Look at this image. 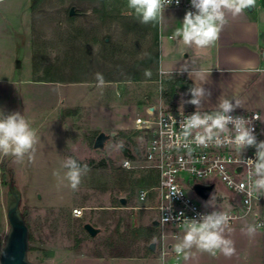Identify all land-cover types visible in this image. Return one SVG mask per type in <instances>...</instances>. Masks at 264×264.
<instances>
[{
	"label": "rangeland",
	"instance_id": "374dc122",
	"mask_svg": "<svg viewBox=\"0 0 264 264\" xmlns=\"http://www.w3.org/2000/svg\"><path fill=\"white\" fill-rule=\"evenodd\" d=\"M104 1L103 11L101 0H42L33 11L30 0L0 1V109L20 112L37 134L22 160L0 154V252L10 229L8 208L17 199L33 264H168L164 253L185 234L179 230L174 239L151 226L155 201L140 203L138 192L154 185L155 173L121 165L124 150L140 156L144 141L134 119L145 117V98L175 106L186 95L176 79L159 84V61L150 60L158 51L157 23H140L127 0ZM167 50L163 69L171 64L165 59L173 50ZM136 73L141 80L129 81ZM100 133L108 138L95 149ZM69 157L88 166L77 190L66 179ZM86 224L98 231L94 237ZM193 248L180 264H251L244 254L193 257Z\"/></svg>",
	"mask_w": 264,
	"mask_h": 264
},
{
	"label": "built area",
	"instance_id": "2783aa9c",
	"mask_svg": "<svg viewBox=\"0 0 264 264\" xmlns=\"http://www.w3.org/2000/svg\"><path fill=\"white\" fill-rule=\"evenodd\" d=\"M168 9L192 10L190 0H180L179 5L173 0L165 7ZM163 76L164 72L160 71V85ZM159 93L161 95V90ZM197 111L204 115L219 110L172 107L159 100L145 109L144 118L134 119L135 130L144 141L141 153L138 158L128 153L130 156L125 157L121 166L128 171H152L156 176L153 186L138 192L139 202L145 203L150 197L154 199L152 222L157 223L156 227L162 233L168 230L172 238H177L178 231L187 228L193 220L199 222L201 217L213 212L227 215L228 223L223 228L241 220L264 225V190L254 188L259 177L254 168L244 163L249 158L255 159L256 149L237 150L235 144L229 142L235 136L232 125L224 132L214 133L225 140L223 146H214V140L208 147L198 146L194 138L203 129L190 130L187 136L182 129L186 118ZM229 114L251 119L249 127H255L257 141H264V127L257 111H232ZM196 187H211L205 200ZM174 191H180L182 195H173ZM73 215L80 218L82 211L74 210ZM257 229L264 232V227ZM164 254L171 258L168 264H180L182 254L177 255L173 249Z\"/></svg>",
	"mask_w": 264,
	"mask_h": 264
},
{
	"label": "clouds",
	"instance_id": "9594fccd",
	"mask_svg": "<svg viewBox=\"0 0 264 264\" xmlns=\"http://www.w3.org/2000/svg\"><path fill=\"white\" fill-rule=\"evenodd\" d=\"M175 2L179 5L180 0ZM172 3L173 0H127L128 8L134 11L142 24H154L162 20L165 7ZM190 4L192 10L186 11L182 27L176 29L173 38L182 41L188 47L194 45L197 48H205L219 39L229 14L233 17L239 16L244 10L254 7L255 0H190ZM144 74L150 77L151 71L145 70ZM197 75L202 76L201 73ZM96 80L97 86L103 88L105 85L103 75L97 73ZM204 91L203 87L190 89L192 99L187 103L199 106ZM240 106L241 101L238 99L235 104L228 99H223L219 103L218 112L201 115L197 111L186 118L182 129L187 136L190 130L202 128L203 132H197L194 142L198 146L208 147L209 142L214 140V146L220 147L225 144V140L214 133L224 132L229 125H232L235 136L231 137L229 142L234 143L237 150L249 147L256 149L255 159L249 158L244 163L254 168L255 175L259 177L254 182V188L264 190V141H257L255 127H249L251 119L229 114L234 108ZM36 143L35 130L20 112L13 111L5 115L3 109H0V154L12 155L19 161L33 150ZM29 159L31 160L32 157L30 156ZM63 166L68 169L66 179L71 189L77 190L81 183L82 172L88 170V166L84 165L82 169L71 157L66 159ZM177 194L182 195L180 191H174L173 195ZM213 199H215L214 196ZM227 223V215L216 212L201 217L199 222L193 220L185 230L182 243L175 246V252L177 255L183 254L184 259L188 260L189 254L185 250L195 246L202 252L215 255L219 251L224 256L231 257L236 251L234 241L225 238L222 234V226ZM257 227H264V225H249L242 231L251 237L255 234Z\"/></svg>",
	"mask_w": 264,
	"mask_h": 264
},
{
	"label": "crops",
	"instance_id": "0c3cea01",
	"mask_svg": "<svg viewBox=\"0 0 264 264\" xmlns=\"http://www.w3.org/2000/svg\"><path fill=\"white\" fill-rule=\"evenodd\" d=\"M185 13L183 10H165L163 19L156 26L158 79L162 71L165 76L163 79L181 81L183 87L180 89L186 95L184 103L170 106L219 110L221 100L228 99L235 104L238 99L241 106L234 108V111H257L264 127V0H255L254 7L244 10L239 16L229 14L219 39L205 48L194 45L188 47L173 38L176 29L182 27ZM168 47H171L173 53L165 59V63L168 61L171 64L163 69L161 57L163 53L167 55ZM198 73L202 76H198ZM195 87H203L205 90L199 106L187 103L192 99L190 89ZM145 99L146 108L159 102L148 97ZM249 225H253L252 221L236 222L229 228H223L222 233L234 241L236 251L233 258L238 259L239 254L242 257L244 254L251 264H264V232L256 229L250 237L242 231ZM191 253L193 257H197V253L205 257L212 255L197 248H193ZM91 260L98 262L96 259Z\"/></svg>",
	"mask_w": 264,
	"mask_h": 264
},
{
	"label": "water",
	"instance_id": "95a60500",
	"mask_svg": "<svg viewBox=\"0 0 264 264\" xmlns=\"http://www.w3.org/2000/svg\"><path fill=\"white\" fill-rule=\"evenodd\" d=\"M72 14L73 11L71 10L70 15ZM107 138L108 137L106 135L100 133L94 141V148H102ZM196 191L202 199L205 200L211 191V187H196ZM121 203H123V201H121ZM7 220L10 229L5 239V244L0 252V264H33L27 259L29 249V231L20 214L17 199L8 208ZM156 225L157 223L154 222L153 226ZM84 229L91 237H94L98 232L89 224H86Z\"/></svg>",
	"mask_w": 264,
	"mask_h": 264
},
{
	"label": "trees",
	"instance_id": "16d2710c",
	"mask_svg": "<svg viewBox=\"0 0 264 264\" xmlns=\"http://www.w3.org/2000/svg\"><path fill=\"white\" fill-rule=\"evenodd\" d=\"M42 0H30V8H31V11H33V10H35L36 8H37V6H38V4L41 2ZM101 3H102V11L104 10V8H105V1L104 0H101ZM132 11V10H131ZM143 25H145V26H148V24H143ZM151 34V36H152V45H153V43H155V37H154V35L152 34V33H150ZM156 42H157V40H156ZM150 60H151V63H152V61H153V63L154 62H156V60H157V57H156V55H153V56H151V58H150ZM150 70V69H149ZM134 73V72H133ZM142 73V72H141ZM141 80V77H140V75L138 76L137 75V73L136 74H134L133 75V78H131V79H129V81H140ZM109 81H116V80H114V79H108V80H106V82H109ZM120 81V80H119ZM82 82H84V81H80V83H82ZM174 86H176V87H179V88H181V87H183V84H182V82L181 81H177L175 84H174ZM124 153L126 154L125 155V157H127V156H130L129 154H128V152L127 151H125L124 150ZM80 166H81V168H83V166H82V164L81 163H78ZM155 178H156V176H155ZM145 180L144 179H141L139 182L140 183H142V182H144ZM155 183H156V179H155ZM154 183V184H155ZM143 184H145V183H143ZM148 184H151V183H146L145 185H148ZM149 186V185H148ZM22 218H23V220H24V222H25V224H26V226H27V228H28V225H27V222H26V219H25V217L22 215ZM153 227V226H152ZM28 231H29V228H28ZM31 240V234L29 233V241Z\"/></svg>",
	"mask_w": 264,
	"mask_h": 264
}]
</instances>
